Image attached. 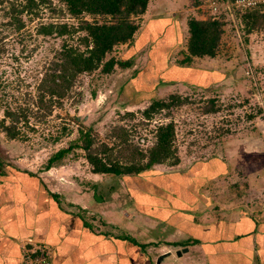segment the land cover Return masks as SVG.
<instances>
[{
    "label": "rangeland",
    "instance_id": "rangeland-1",
    "mask_svg": "<svg viewBox=\"0 0 264 264\" xmlns=\"http://www.w3.org/2000/svg\"><path fill=\"white\" fill-rule=\"evenodd\" d=\"M201 2L197 0L205 18L211 17L209 12L217 14L211 11L212 6ZM25 6V0H0V160L4 170L35 174L49 189L59 193L63 206L68 204L66 200L77 201L78 208L71 209L83 213L92 223L95 220L94 224L103 230L114 229L117 234L124 230L145 243L148 233L133 225L135 209L130 190L149 189L165 173H178L177 170L197 161L221 156L227 163L228 174L217 180L219 187L210 194L215 201H231L233 211L240 208L264 221V19L252 23L254 14L249 17L255 11L260 17L264 5L222 9L225 32L216 55L194 58L184 66L178 62L185 57L188 35L180 32L172 44L152 42L159 36L153 30L147 32L148 21L146 26L142 25L139 17L140 30L135 32L132 44L117 45L107 55V59L130 62V66L116 64L110 73L99 68L79 76L71 92L50 111L46 106L49 99L44 100L43 107L37 106L40 84L64 40L80 46L78 37L84 33L76 32L70 38L42 36L37 34L39 26L52 23L76 28L82 20L102 23L110 19L87 14L75 18L60 0H35L34 6ZM163 44L171 46L166 53L160 52ZM151 54L155 55L154 66L149 59ZM162 56H166L164 62L159 60ZM172 65L189 69L178 68L176 74L170 75L168 71L177 69H170ZM171 96L178 97L181 103L173 102ZM153 100H163L170 108L147 118L143 112ZM211 105L213 109L207 111ZM7 110L19 113L20 136L15 138L7 136L1 127L2 120L9 124ZM170 122L174 125L173 146L180 159L178 165L156 164L151 174L138 177L95 174L85 158L86 152L74 148L45 169L55 152L75 142L82 143L81 132H88L94 140L92 151L107 154L111 150L116 155L124 145L113 132L124 128L127 142L146 152L155 142L156 128ZM95 196L101 198L98 203ZM117 208L129 215L121 214L125 219L106 223L108 218L104 214ZM158 235L153 244L161 260L167 249L160 246L164 236ZM163 264L195 263L181 253Z\"/></svg>",
    "mask_w": 264,
    "mask_h": 264
},
{
    "label": "crops",
    "instance_id": "crops-1",
    "mask_svg": "<svg viewBox=\"0 0 264 264\" xmlns=\"http://www.w3.org/2000/svg\"><path fill=\"white\" fill-rule=\"evenodd\" d=\"M202 9L192 0H149L140 18L142 25L148 21L147 32L159 36L155 42L172 44L180 32L187 34L190 17L205 19ZM178 68L189 69L172 65L168 72L174 75ZM6 171L8 177L0 176V264H25L27 255H40V251L51 264H163L172 256L178 258L177 252L184 248L182 254L195 264H264V221L240 208L233 211L231 201H215L210 194L219 187L217 180L228 174L221 156L165 173L149 189L130 190L133 225L148 233L145 243L124 230L118 234L103 230L95 220L92 223L71 209L78 208L77 201L66 200L67 207L63 206L59 193L42 178L28 177L26 171ZM51 194L59 196L58 204ZM117 209L104 214L106 223L129 215ZM160 233L164 236L160 246L167 249L161 260L153 244ZM177 236L181 238L175 240Z\"/></svg>",
    "mask_w": 264,
    "mask_h": 264
},
{
    "label": "trees",
    "instance_id": "trees-1",
    "mask_svg": "<svg viewBox=\"0 0 264 264\" xmlns=\"http://www.w3.org/2000/svg\"><path fill=\"white\" fill-rule=\"evenodd\" d=\"M26 8L35 5V0H25ZM62 1L68 13L79 18L87 14L90 16H105L109 17V21L99 23L97 21L82 20L75 28L68 24H41L37 30V34L42 36L57 35L60 37L68 36L69 38L74 33L82 31L84 34L78 37L80 46H75L68 40H64L60 50L56 53L55 60L50 66V70L40 84L37 106H44V100L49 99L46 105L50 108L55 103H60L73 89L76 80L79 76L85 73H92L97 69H101L103 73H110L116 64L122 67L130 66V62L118 61L111 57L107 59V55L112 52L115 46L120 44H132L135 32L139 25V18L146 10L149 0H60ZM199 1V0H198ZM194 5H197V0H192ZM201 2V1H200ZM264 5V4H263ZM259 6V5H258ZM262 6V5H260ZM253 8V7H251ZM250 9V8H249ZM258 9V8H255ZM253 9L252 11H254ZM209 12V11H208ZM212 14L211 17L205 19H197L190 17L187 21V43L183 51L184 58L178 62L179 66H184L185 63L190 64L194 58H203L204 56L213 57L217 53L223 34H224V12ZM254 14L252 23L260 19H264V13L258 16V12H252L249 17ZM259 17V19L257 18ZM256 24H253V26ZM248 26V25H247ZM252 26V28H253ZM249 30L251 26H248ZM155 42V41H153ZM171 46L164 44L161 46L160 52L166 53V50ZM165 49V50H164ZM163 53H161L162 55ZM155 56V55H154ZM153 54L149 56L152 61V66L155 65ZM166 56H162L159 60H165ZM134 72L133 76L137 74ZM161 82V81H160ZM124 84L120 87L123 88ZM123 95V94H122ZM172 101L179 104L180 99L171 96ZM210 106V111L213 109ZM170 104L163 100H153L151 104L144 110V116L150 118L152 113H158L163 109H169ZM19 113L13 110H7L6 117L9 119V124H4L2 120V129L10 138H15L19 135L17 123L19 122ZM122 130V131H121ZM122 132L114 134V132ZM120 131L113 132L114 137H119L124 145L118 150L116 155H113L111 150L107 154H98L92 151L94 140L90 138L88 132H81V144L77 142L70 144L67 148L60 149L55 152L48 160L45 169H50L54 163L63 159L65 155L70 153L74 148H80L86 152L85 158L91 165V172L95 174H114L120 177H138L144 174H151L152 167L156 164L169 163L170 166L178 165L180 162L177 150L173 146L175 137L174 125L172 122L159 125L155 130V142L152 147L146 152L140 150L138 146H132L127 142V131L121 128ZM103 151H106L104 149ZM214 157V156H211ZM210 157V158H211ZM3 163L0 160V176H9L3 168ZM28 177L35 178L36 175L26 171ZM111 188H109L110 192ZM56 203H59L58 195L51 194ZM96 201L101 198L95 196Z\"/></svg>",
    "mask_w": 264,
    "mask_h": 264
},
{
    "label": "built area",
    "instance_id": "built-area-1",
    "mask_svg": "<svg viewBox=\"0 0 264 264\" xmlns=\"http://www.w3.org/2000/svg\"><path fill=\"white\" fill-rule=\"evenodd\" d=\"M202 1V4H208L211 7V11L213 13H220L222 9L226 10H233V8H251L256 7L264 4V0H200ZM228 5L227 7L225 5L217 8L219 5ZM40 255L30 256L27 255L25 259V264H51L49 259L45 254L40 251Z\"/></svg>",
    "mask_w": 264,
    "mask_h": 264
},
{
    "label": "water",
    "instance_id": "water-1",
    "mask_svg": "<svg viewBox=\"0 0 264 264\" xmlns=\"http://www.w3.org/2000/svg\"><path fill=\"white\" fill-rule=\"evenodd\" d=\"M187 251V248H184L183 250H182V252H186ZM181 251H178L177 252V255L179 256V255H181V253H182Z\"/></svg>",
    "mask_w": 264,
    "mask_h": 264
}]
</instances>
